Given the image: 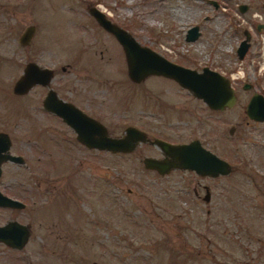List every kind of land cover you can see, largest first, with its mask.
Returning a JSON list of instances; mask_svg holds the SVG:
<instances>
[{
	"label": "rangeland",
	"instance_id": "374dc122",
	"mask_svg": "<svg viewBox=\"0 0 264 264\" xmlns=\"http://www.w3.org/2000/svg\"><path fill=\"white\" fill-rule=\"evenodd\" d=\"M263 4L0 0V132L10 139L9 153L24 162L2 164L11 173L3 181H14L8 194L25 204L0 210V224L15 220L30 230L20 250L0 243V264H16L15 258L36 264H264V122L246 115L250 96H264ZM90 8L164 58L216 71L230 81L234 104L212 110L159 75L132 81L122 47ZM194 25L202 36L185 42L184 32ZM29 26L34 32L21 43ZM242 39L249 49L240 59ZM29 61L51 68L49 87L109 135L120 137L134 126L149 139H198L229 164V173L175 169L160 176L142 164L145 156L162 155L150 143L127 154L85 148L69 127L40 110L45 89L13 94Z\"/></svg>",
	"mask_w": 264,
	"mask_h": 264
},
{
	"label": "water",
	"instance_id": "95a60500",
	"mask_svg": "<svg viewBox=\"0 0 264 264\" xmlns=\"http://www.w3.org/2000/svg\"><path fill=\"white\" fill-rule=\"evenodd\" d=\"M246 9L245 5L239 6L241 13ZM89 13L104 30L114 35L122 47L127 62L128 76L132 81L140 82L146 76L160 75L173 79L180 86L191 90L211 109L223 110L234 104L235 96L230 81L216 71L203 68L201 72H196L193 69L176 65L152 49L139 45L130 34L112 24L99 10L90 8ZM197 31L196 26L191 27L187 31V41L195 40L198 36ZM33 32L32 26L27 27L20 42L27 43ZM248 47L246 40L241 41L237 48L240 59L243 58ZM51 78V69L40 68L35 63H29L24 67L22 75L15 81L12 92L16 95H24L35 85L48 86ZM244 89H250V86L245 85ZM43 107L59 116L73 130L76 140L90 150L127 154L132 152L139 143L147 140L145 133L133 126L126 127L124 134L120 137L109 135L106 127L99 121L88 117L73 105L59 100L53 91H49L45 96ZM246 115L254 121L264 122L263 96L256 93L251 96L246 105ZM232 130L231 128L230 133ZM150 144L160 150L162 157L145 156L142 164L145 169L153 170L160 176L175 169L191 170L198 175L211 177L227 175L230 171V166L225 160L204 149L198 140L187 144H172L161 139H154ZM10 145L7 134L0 132V173L2 163L24 164L21 156L9 153ZM204 201H209L207 190ZM0 206L22 209L25 204L0 193ZM28 238V228L17 221H9L0 227V241L10 248L22 249Z\"/></svg>",
	"mask_w": 264,
	"mask_h": 264
},
{
	"label": "flooded vegetation",
	"instance_id": "af4514ba",
	"mask_svg": "<svg viewBox=\"0 0 264 264\" xmlns=\"http://www.w3.org/2000/svg\"><path fill=\"white\" fill-rule=\"evenodd\" d=\"M243 5V4H242ZM240 6V5H239ZM194 26H196L197 27V32H198V36H197V38L195 39V40H193V41H196L197 39H199L201 36H202V30L200 29V27L198 26V25H194ZM193 27V26H192ZM191 27H189L185 32H184V41L185 42H193V41H187V31L190 29ZM124 30V29H123ZM241 41H243V39L241 40ZM241 41L239 42V44H238V46L240 45V43H241ZM238 46H237V48H238ZM237 48H236V53H237ZM248 49H249V47H248ZM248 49H247V51H248ZM247 51H246V53H247ZM246 53H245V55H246ZM238 55V54H237ZM244 55V56H245ZM243 56V57H244ZM168 60V59H167ZM168 61H170V60H168ZM170 62H172V63H174V64H176V65H180V66H182V67H185V68H189V69H193V70H195L196 72H201L202 71V69L203 68H207V67H203L202 69H194V68H191L189 65H185V64H177L176 62H174V61H170ZM29 63H35V64H37L38 65V67H40V68H48V67H46V66H41V65H39L38 63H36V62H34V61H29V62H27L26 63V65L27 64H29ZM25 65V66H26ZM24 66V67H25ZM49 69H51V68H49ZM209 69V68H208ZM52 70V69H51ZM211 70V69H210ZM62 71H64V68H62ZM214 71V70H213ZM21 76V75H20ZM160 76V75H159ZM53 77H54V71L52 70V78H51V80L53 79ZM162 77H164V76H162ZM166 78V77H165ZM168 79H170V78H168ZM51 82V81H50ZM49 82V83H50ZM15 83V82H14ZM245 85H249V84H245ZM244 85V86H245ZM244 86H243V89H244ZM250 86V85H249ZM42 88V89H45L46 91H45V94H44V97L42 98V103H41V107H40V110H42V112L43 113H46V114H48V115H50V116H52V117H54V118H56V119H58V120H60L63 124H65L67 127H69L65 122H63V120L59 117V116H57V115H55V114H53V113H51V112H49V111H47V110H45V108L43 107V101H44V98H45V96L48 94V92L49 91H53L54 93H55V95H56V97L59 99V100H61V101H63V102H66V103H69V104H71V105H73L75 108H77L78 110H80L82 113H84L85 115H87L88 117H90V118H93L91 115H89L87 112H85L82 108H80L79 106H77V105H75L73 102H71V101H69V100H67V99H64V98H62V97H60L58 94H57V92L55 91V90H53L52 88H50L49 87V84H48V86H42V85H35V86H33L29 91H31L32 89H35V88ZM251 87V86H250ZM28 91V92H29ZM27 92V93H28ZM26 93V94H27ZM14 94V93H13ZM254 94V93H253ZM252 94V95H253ZM256 94H258V93H256ZM16 95V94H15ZM25 95V94H24ZM251 95V96H252ZM259 95H261V94H259ZM18 96H22V95H18ZM251 96H250V98H251ZM261 96H263V95H261ZM264 97V96H263ZM249 98V99H250ZM249 101V100H248ZM205 103V102H204ZM206 104V103H205ZM210 108V107H209ZM211 109V108H210ZM212 110H214V109H212ZM215 111H218V109H216ZM219 111H221V110H219ZM93 119H95V118H93ZM96 120V119H95ZM98 121V120H97ZM128 127V126H127ZM134 127V126H133ZM70 128V127H69ZM71 129V128H70ZM138 129V128H137ZM72 130V129H71ZM73 131V130H72ZM142 131V130H141ZM144 132V131H143ZM74 133V132H73ZM145 133V132H144ZM75 134V133H74ZM146 135V134H145ZM75 137H76V135H75ZM147 137V136H146ZM76 139V138H75ZM154 139H158V138H153V139H149L148 137H147V140L145 141V142H141V143H151V141L152 140H154ZM162 140V139H161ZM193 140H198V139H193ZM193 140H191V141H177V142H168V141H166V140H164V141H166V142H168V143H172V144H187V143H190V142H192ZM77 141V140H76ZM199 141V143H200V145L204 148V149H206V150H208V151H210L212 154H214L215 156H217L218 158H220L219 157V155L215 152V151H213V149H211V148H209L208 147V145H209V143H202L200 140H198ZM77 143H79L78 141H77ZM162 156V155H161ZM161 156H160V158H161ZM157 158V157H156ZM221 159V158H220ZM2 164H4V163H2ZM6 175H11V173H7V172H3L2 171V165H1V173H0V193L2 194V195H5V196H7V197H10V198H13V199H16V200H19V201H21L20 199H18V198H14V197H12V196H10L9 194H8V191H9V189H13V184H14V181H11V182H9V181H7V182H4L3 180H4V176H6ZM207 190V189H206ZM206 190H205V192H206ZM208 191V190H207ZM209 192V191H208ZM22 202V201H21ZM0 210L1 211H5V210H9V211H16V210H18V209H16V208H10V207H6V206H0ZM9 221H15V220H9ZM9 221H7V222H5V223H1L0 224V227L1 226H3V225H5L6 223H8ZM21 224V223H20ZM22 225H24V226H26L27 228H28V230H29V226L28 225H26V224H22ZM29 234H30V230H29ZM0 243H3L4 244V242H2V241H0ZM18 254H20V253H18ZM26 259H27V257H26ZM15 260H16V264H36V263H32V262H30L29 260L28 261H24L25 259H22V258H15ZM19 261H20V263H19Z\"/></svg>",
	"mask_w": 264,
	"mask_h": 264
},
{
	"label": "bare ground",
	"instance_id": "6f19581e",
	"mask_svg": "<svg viewBox=\"0 0 264 264\" xmlns=\"http://www.w3.org/2000/svg\"><path fill=\"white\" fill-rule=\"evenodd\" d=\"M191 91V90H190ZM192 92V91H191ZM193 93V92H192Z\"/></svg>",
	"mask_w": 264,
	"mask_h": 264
}]
</instances>
